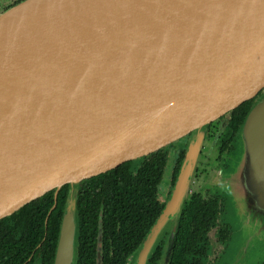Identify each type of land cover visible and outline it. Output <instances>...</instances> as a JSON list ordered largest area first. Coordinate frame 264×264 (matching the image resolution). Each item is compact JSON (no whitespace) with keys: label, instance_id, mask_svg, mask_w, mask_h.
Segmentation results:
<instances>
[{"label":"water","instance_id":"water-1","mask_svg":"<svg viewBox=\"0 0 264 264\" xmlns=\"http://www.w3.org/2000/svg\"><path fill=\"white\" fill-rule=\"evenodd\" d=\"M251 101L210 174L240 227L220 264L264 262V0H23L0 12V220L53 192L48 217L67 186L53 264H77L81 182L189 136L128 258L147 264L169 234V264L209 125Z\"/></svg>","mask_w":264,"mask_h":264},{"label":"trees","instance_id":"trees-1","mask_svg":"<svg viewBox=\"0 0 264 264\" xmlns=\"http://www.w3.org/2000/svg\"><path fill=\"white\" fill-rule=\"evenodd\" d=\"M251 105L252 101L246 102L232 113L229 126L233 131L236 130V133ZM181 155L182 153L178 158L179 162ZM136 163L134 169H132L131 162L125 163L110 172L80 184L77 199L79 216L77 264H95L94 245L100 215L103 216L101 221L103 232H106L110 238H121L124 243L131 244L130 249H126L125 246V251L127 253L130 251L131 254L138 248L158 218L162 206L156 201V192L161 176L167 169V153L161 150L133 162V165ZM67 190L68 187L65 186L59 191L56 206L48 218L47 233L42 244L44 251L42 264H53ZM187 202L188 199L185 205ZM53 203V192H49L23 207L13 217L0 221L1 264H22L28 258L31 250L44 235V219ZM187 209H189L187 217L189 219L195 217V222L201 225L205 214L200 203H192ZM19 218L16 226V220ZM20 226L22 236L19 241H16L14 233ZM183 226L182 222L179 230ZM177 238L176 244L179 242L180 244L175 247L174 256L185 257L187 255H180L178 252L188 248L183 245L184 240L180 237ZM184 238H190L191 243V232L189 231V234L184 235ZM190 246L193 248V245ZM50 247L52 248L51 253H49ZM102 264H127V261L126 257L117 258L113 256L111 260L104 261Z\"/></svg>","mask_w":264,"mask_h":264},{"label":"flooded vegetation","instance_id":"flooded-vegetation-1","mask_svg":"<svg viewBox=\"0 0 264 264\" xmlns=\"http://www.w3.org/2000/svg\"><path fill=\"white\" fill-rule=\"evenodd\" d=\"M21 1L23 0H0V12L12 7L13 5L20 3ZM232 113L230 115L221 117L219 120L209 125L208 136L205 140L206 144L208 143V147L205 145L203 149L201 150V156H202L201 161L199 163V166L196 169L195 178L189 190L188 202L185 205V208L181 215L179 227L174 236L173 251H172V256H171V260L169 264H218L222 256L226 253L228 249L229 241L231 240V237H232V230L228 224H225L221 221V216L225 212L226 198L223 197V195L219 193V190L216 188V186L212 184V182L210 181V174L220 169H227L229 167L228 156L234 150V142H235V135H236V130L233 131L231 129V126H229ZM188 139H189V136L185 137L184 139H182L181 141L173 145H169L165 148H162L156 151V152H159L161 150L166 151L167 156L169 158L171 151L174 148L176 149L171 173L166 179L165 178V174L167 173V169H166L164 173L162 174L161 179L158 183V187H157L156 201L162 206V210L165 206V201L166 199L169 198L170 192L177 179V176H178V173H179L182 161H183L185 149L187 147ZM205 152L210 153V155H205L204 154ZM181 153H182L181 160L179 162L178 158L180 157ZM151 154L146 155L140 158L139 160L145 157H148ZM139 160L130 161L132 163V169H134L137 165V163L133 165V162H136ZM90 179H87V180H90ZM192 203H200V206L202 207V211L205 214L201 225L195 222V217L193 219H189L187 217V212L189 210L187 209V207L189 205L191 206ZM14 215L15 213L12 216L7 217L5 219H9L13 217ZM47 215L44 219V225H43L44 235L41 241L34 246L28 258L22 264H42V261H43L42 256L44 253V251L42 250V247H43L42 244H43V241L45 240V235L47 233V222L50 216L49 215L47 217ZM102 218L103 216L100 215L98 219L97 234L95 237V245H94L95 264L97 261V245L99 241V226H100V221H102ZM3 220H0V221H3ZM19 220L20 218L16 220V226ZM182 222L184 226L181 230H179L181 228ZM20 228L21 226L17 229V232L14 233L16 241H19L22 236ZM189 231L191 232V239H192L191 243L192 244L190 243V238H184V235L189 234ZM101 236H102V239H101L102 263L104 261L111 260L113 256L117 258H120L121 256H123L124 258L126 257L127 264H131L128 260L131 253L130 251L128 253L125 251V246L127 247L126 249H130L132 247L131 244L124 243L121 238L108 237L107 233L103 232V228H102ZM168 237H169V234H167L164 237V239L159 243V245L157 246V248L154 250L152 254L153 257L151 256L149 258V261L147 264H160L161 263L162 255L168 244V239H169ZM177 237H180V239L184 240L183 245L188 248V249H182L178 252L180 255H187L185 257L183 256L175 257L174 256L175 247L176 246L178 247L180 244V242L176 244V241L178 240ZM190 245H193V248H191ZM88 248L90 249V246ZM51 251H52V248L50 247L49 253H51ZM258 264H264V262L258 263Z\"/></svg>","mask_w":264,"mask_h":264},{"label":"rangeland","instance_id":"rangeland-1","mask_svg":"<svg viewBox=\"0 0 264 264\" xmlns=\"http://www.w3.org/2000/svg\"><path fill=\"white\" fill-rule=\"evenodd\" d=\"M235 143H236V140H235V142H234V145H235ZM207 147H208V143L207 144H205ZM208 149V148H207ZM237 151V145H236V147H235V152ZM205 155H210V153H208V152H205L204 153ZM231 155H232V153L231 154H229V156H228V165H230L229 163H230V159H231ZM202 157V156H201ZM201 157H200V160H199V163H200V161H201ZM199 163H198V166H199ZM169 176V175H168ZM168 176H167V178H168ZM195 178V177H194ZM194 180V179H193ZM213 184V183H212ZM221 221L223 222V223H225V224H228L230 227H231V230H232V237H231V240L229 241V245L230 244H234V242H235V240H236V237L240 234V227H239V224L238 223H236V222H232V220H229L228 219V217H227V212H226V206H225V212L223 213V215L221 216ZM227 252V251H226ZM226 254V253H225ZM225 254L222 256V258L225 256ZM222 258H221V260H220V262L218 263V264H220L221 263V261H222Z\"/></svg>","mask_w":264,"mask_h":264}]
</instances>
